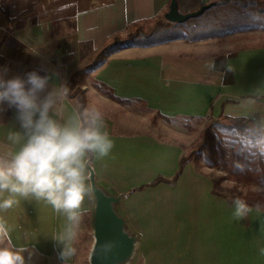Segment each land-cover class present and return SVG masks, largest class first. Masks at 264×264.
Returning a JSON list of instances; mask_svg holds the SVG:
<instances>
[{"label": "crops", "instance_id": "crops-1", "mask_svg": "<svg viewBox=\"0 0 264 264\" xmlns=\"http://www.w3.org/2000/svg\"><path fill=\"white\" fill-rule=\"evenodd\" d=\"M210 1L176 0L180 12ZM169 3L0 0V68L9 70V78L31 71L48 76L49 91L68 88L70 75L82 64V45L98 49L131 25L163 15ZM90 78L106 84L116 97L139 101L158 115L204 118L211 111L212 117L220 113L243 117L264 128V44L234 46L214 39L183 38L148 46L125 44L89 69L85 79ZM82 91L84 109L103 115L114 143L108 156L92 161L90 172L103 194L117 198L112 209L123 220V233L140 237L137 252H142L144 264H264L259 254L264 247V208L260 214L254 210L248 219L235 221L232 203L212 194L210 179L191 163L174 182L136 190L158 176L170 179L182 146L138 126L129 102L112 100L91 84L83 85ZM77 108L76 99L66 95L57 100L52 114L64 122L77 115ZM16 117L15 108L0 109V155L18 150L6 139L10 131H22ZM17 199V205L0 213L13 243L28 249L24 253L28 264L61 261L63 245L55 239L66 218L43 200ZM82 207L86 215L95 209L93 194ZM182 234L191 246L187 243L178 252L164 255L151 239Z\"/></svg>", "mask_w": 264, "mask_h": 264}, {"label": "clouds", "instance_id": "clouds-1", "mask_svg": "<svg viewBox=\"0 0 264 264\" xmlns=\"http://www.w3.org/2000/svg\"><path fill=\"white\" fill-rule=\"evenodd\" d=\"M210 67L214 69V62ZM226 70L233 71L228 66ZM8 71L0 68V109L4 105L15 108L22 131H10L6 137L18 150L0 155V213L17 205V197L51 205L67 221L55 239L63 245L60 259L67 264L76 255L73 243L84 215L82 206L94 190L90 164L108 156L114 143L97 110L84 109L64 122L54 118V106L67 95V87L49 91L48 76L31 71L24 77L9 78ZM43 93L46 94L42 96ZM232 207L237 222L248 219L254 210L257 214L262 211L259 203L254 209L239 196L232 201ZM26 251L13 243L11 229L0 216V264H28ZM259 254L264 256V247L259 248Z\"/></svg>", "mask_w": 264, "mask_h": 264}, {"label": "trees", "instance_id": "trees-1", "mask_svg": "<svg viewBox=\"0 0 264 264\" xmlns=\"http://www.w3.org/2000/svg\"><path fill=\"white\" fill-rule=\"evenodd\" d=\"M210 2L212 4L199 16L183 23H171L162 17H157L146 29L140 23L133 24L134 30L128 33L125 40H121L119 35L113 36L100 48L91 63L81 65L69 77L67 96L77 100V112H82L85 108V96L80 85L87 71L103 62L105 57L116 51L120 44L148 46L174 38H186L176 34L177 30L194 34L193 38H197L200 32L203 35L207 34V37H218L237 28L249 31L253 30L256 24L264 25V0H212ZM92 84L98 92L112 100L131 103L116 97L112 89L102 82L93 80ZM160 116L166 121L177 119ZM208 116L211 117V111ZM185 118L190 117H181V119ZM199 135L200 139L191 152L180 157L177 170L170 179L158 176L152 182L135 189L151 187L159 182L176 181L184 166L194 159V161L201 160L204 166L221 172L220 176L210 178L212 194L225 198L229 203L239 196L252 207L258 203L264 204V151H261V146L264 145V128L257 127L249 119L230 117L220 113L204 124ZM225 181L233 185L228 189L222 185ZM225 191L230 194H226Z\"/></svg>", "mask_w": 264, "mask_h": 264}, {"label": "rangeland", "instance_id": "rangeland-1", "mask_svg": "<svg viewBox=\"0 0 264 264\" xmlns=\"http://www.w3.org/2000/svg\"><path fill=\"white\" fill-rule=\"evenodd\" d=\"M158 17H163V15H160ZM151 19L149 21H145L143 23H140L145 29L149 27L152 22L155 20ZM253 30H241L239 28L235 29L234 31H230L225 35L218 36V37H207V34H197V38H193V35L189 34L188 32L184 30H177L176 34L180 36H185L186 38H183L187 41H206V40H217V41H223L224 43L230 42L234 46H245V45H260L264 44V25H258ZM134 28L131 25L119 34V37L121 40H125L128 33L133 31ZM189 35V36H188ZM205 36V37H200ZM199 37V38H198ZM192 38V39H191ZM105 42L104 44H107ZM101 44L98 49H92L91 45H82V57H81V65H87L92 62L97 52L100 50V48L104 45ZM122 46L120 44L118 48ZM109 55V54H108ZM106 58V57H105ZM93 78H90L88 80L85 79V77L82 79V83L80 85V88L82 90L83 85H92L93 86ZM69 88V85H68ZM67 88V89H68ZM73 91V90H72ZM77 101V100H76ZM130 109L133 112L136 111V115L138 118V126H142L145 131L156 133L159 137L163 139H167L170 141L178 142L182 146L183 156L187 153L191 152L193 147L197 144V142L200 139V131L202 130L204 124L212 117H200V118H193L190 117L188 119H172L171 121H166L163 119L160 115L157 113H154L150 110H148L143 103L139 101L131 102L130 103ZM191 164L193 165L194 169L202 174L203 176L208 177L209 179L214 177H218L221 175V172L209 168L203 165V162L200 161H194L192 159ZM224 187H227L228 189L233 185L229 181H225L222 184ZM238 191V188L236 189V192ZM226 194H230V192L225 191ZM262 208H264V204L261 205ZM93 216H94V210L88 215L84 214L82 221L78 227L77 230V238L74 241V247L76 248V255L73 256L71 259L67 261V264H90V254L93 247V241H94V234H93ZM134 238V245L132 251L122 260L115 262V264H144V261L142 260V252L138 251V248H140L142 245L139 244V238L140 237H133ZM147 238V237H146ZM152 242L155 246L162 248L161 254L164 255V253H172L175 252L176 249L182 248L184 246H187L188 241L186 240L187 237L182 234L180 236H154L151 237ZM147 238V240H151ZM188 246H191L190 243H188ZM166 250V251H163ZM175 249V250H173ZM178 252V251H176ZM56 264H62L60 260H56Z\"/></svg>", "mask_w": 264, "mask_h": 264}, {"label": "water", "instance_id": "water-1", "mask_svg": "<svg viewBox=\"0 0 264 264\" xmlns=\"http://www.w3.org/2000/svg\"><path fill=\"white\" fill-rule=\"evenodd\" d=\"M212 2L205 3L189 12H180L176 0H170L168 10L163 14L166 21L183 23L190 18L199 16ZM90 183L93 186L95 209L93 218L94 241L90 254V264H115L125 258L133 249L134 238L122 231L123 220L117 216L112 203L117 201L114 196H107L95 185L93 173L90 172Z\"/></svg>", "mask_w": 264, "mask_h": 264}]
</instances>
